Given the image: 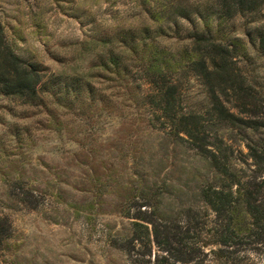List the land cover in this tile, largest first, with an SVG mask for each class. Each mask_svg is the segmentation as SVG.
Returning <instances> with one entry per match:
<instances>
[{
    "label": "rangeland",
    "instance_id": "374dc122",
    "mask_svg": "<svg viewBox=\"0 0 264 264\" xmlns=\"http://www.w3.org/2000/svg\"><path fill=\"white\" fill-rule=\"evenodd\" d=\"M139 1L0 0V24L13 50L46 73L47 85L56 74L62 85L73 84L80 92L75 98L61 87L58 97H67L70 104L58 102L44 88L33 104L0 95V217L11 225L0 246V264H133L125 252L108 247L102 235L110 230L130 232V220L115 212L118 188L113 186L111 195H99L90 178L98 175L104 182V174L114 166L126 167L133 179V172H145L148 179L159 180L172 165L177 176L184 170L182 180L172 178L176 189L184 185L190 159L186 143L173 144L167 129L157 128L160 124L153 122L145 95L147 86L113 81L98 65L97 58L107 49L90 43L143 23L146 14ZM174 1L200 5L205 14L210 13L217 32L220 16L211 0ZM253 16L251 22L249 16L236 15L224 21L221 34L217 33L241 40L250 56L237 63L239 68L253 78V84L264 85V57L250 43L252 28L264 23V5ZM193 21L203 25L199 17ZM190 23H179V35L191 28ZM171 35L161 37V42L180 47L187 41ZM86 42L89 48L84 49ZM53 82L57 89V80ZM181 89L185 110L201 111L206 99L200 81L187 77ZM73 153L76 160L70 157ZM245 153L244 145L237 143L233 157L239 166H245ZM22 186L29 196L26 201L20 198ZM180 200L174 199L175 207ZM87 205L93 210H83ZM155 253L152 245L151 261ZM204 264L228 263L209 255Z\"/></svg>",
    "mask_w": 264,
    "mask_h": 264
},
{
    "label": "trees",
    "instance_id": "16d2710c",
    "mask_svg": "<svg viewBox=\"0 0 264 264\" xmlns=\"http://www.w3.org/2000/svg\"><path fill=\"white\" fill-rule=\"evenodd\" d=\"M211 3L220 16L215 26L221 34L223 22L236 15L249 16L252 22L264 0ZM138 6L146 14L143 23L119 29L109 39L95 37L90 43L107 49L97 58L98 65L113 81L147 86L153 122L160 124L158 129H167L173 144L186 143L190 159L185 169L189 168L184 185L177 189L173 182L183 169L177 176L172 165L159 180L148 179L145 172H133V179L126 167L114 166L104 174V182L98 175L91 177L99 195H111L113 186L118 188L115 212L130 220V232L106 231L104 241L125 252L133 264H204L209 255L228 264H264V85L256 81L254 85L253 78L237 64L249 60L247 48L231 34L219 35L210 13L205 14L198 4L140 0ZM192 17H199L203 25ZM182 20L192 24L180 33L187 41L180 47L163 44L161 37L180 36ZM252 30L251 46L264 57V23ZM88 44L81 47L89 48ZM191 76L200 81L205 93L201 111L185 110L180 101L182 83ZM45 77L37 64L24 60L7 43L0 24V95L33 104L44 88L57 96L58 102L70 104L67 97L57 95L63 87L79 98L78 87L62 85L56 74L47 85ZM221 131L230 135L225 137ZM237 143L246 149L244 167L233 157ZM70 157L76 160V153ZM28 197L24 190L20 198L26 201ZM180 197L183 201L175 207L173 201ZM102 204L101 200L99 206ZM10 227L7 218L0 217V246L9 237ZM152 245L157 248L153 261L149 257Z\"/></svg>",
    "mask_w": 264,
    "mask_h": 264
}]
</instances>
